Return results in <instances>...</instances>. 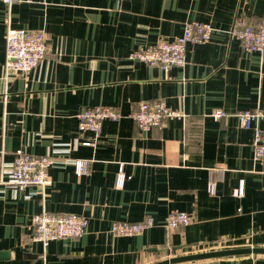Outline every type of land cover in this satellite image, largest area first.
<instances>
[{"label":"crops","instance_id":"obj_1","mask_svg":"<svg viewBox=\"0 0 264 264\" xmlns=\"http://www.w3.org/2000/svg\"><path fill=\"white\" fill-rule=\"evenodd\" d=\"M237 17L258 24L264 0H13L10 8L0 2V264H157L264 248V156L255 159L253 130L235 116L264 113V56L244 51L231 34ZM189 21L214 30L209 41L186 45L184 68L129 59L140 45L173 40ZM8 25L46 34V57L25 74L5 71ZM159 100L181 116L149 130L128 117L140 102ZM95 106L122 115L104 120L97 136L79 131L76 117ZM214 108L229 115L215 120ZM256 125L264 131V118ZM18 149L53 160L44 194L1 183ZM77 159L87 160L82 174ZM43 210L85 216V233L46 246L32 241V218ZM171 210L189 213L191 222L166 229ZM148 215L154 225L139 234L110 232L115 222ZM173 264H264V253Z\"/></svg>","mask_w":264,"mask_h":264},{"label":"built area","instance_id":"obj_2","mask_svg":"<svg viewBox=\"0 0 264 264\" xmlns=\"http://www.w3.org/2000/svg\"><path fill=\"white\" fill-rule=\"evenodd\" d=\"M8 8L13 0H0ZM214 28L209 22L189 21L184 24L182 33L173 40L159 39L154 44L140 45L129 54V59L140 61L150 66L168 69L172 66L184 68L187 63L186 45L188 43H203L211 39ZM244 51H256L264 56V19L258 24H251L243 17L235 18L231 29ZM47 37L43 30L15 28L8 25L5 32V71L7 73L25 74L36 67L47 55ZM264 76V72L260 73ZM229 114L220 108H214L209 113L215 120L227 117ZM181 113L169 108L164 101L140 102L136 110L128 114L141 130L160 127L165 119L179 117ZM242 127L252 129L253 155L256 160L264 156V131L256 123L264 118L261 111H240L235 114ZM78 130L91 131L96 136L100 134L104 120L118 121L122 115L118 110L108 106L86 108L77 114ZM83 145H93L85 141ZM50 156L36 157L21 149L16 150L14 159L6 171L8 183L15 186H36L44 194L51 183L48 170L53 165ZM87 160L77 159L74 163L75 172L82 174L86 171ZM4 171V170H3ZM124 174L122 166L118 172V183H122ZM209 193L215 192V181L208 186ZM243 194V186L233 190V195ZM192 220L189 213L171 210L164 219L168 230L186 226ZM88 219L75 213L56 214L43 210L32 218L31 240L46 246L49 242L63 238H78L85 233ZM154 225L151 215L136 222L119 221L111 225L110 232L115 236H132L139 234Z\"/></svg>","mask_w":264,"mask_h":264},{"label":"water","instance_id":"obj_3","mask_svg":"<svg viewBox=\"0 0 264 264\" xmlns=\"http://www.w3.org/2000/svg\"><path fill=\"white\" fill-rule=\"evenodd\" d=\"M263 253H264V248H259V247L229 248V249H222V250H214L210 252H202V253L177 256V257L166 259L157 264H173V263H178L182 261L199 260V259H206V258H217V257L230 256V255L263 254ZM4 255H5L4 252H0V258H3Z\"/></svg>","mask_w":264,"mask_h":264}]
</instances>
